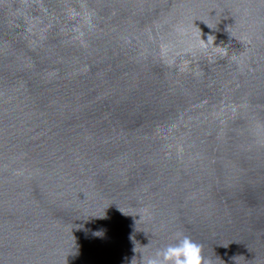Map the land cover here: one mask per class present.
Here are the masks:
<instances>
[{"label":"water","instance_id":"obj_1","mask_svg":"<svg viewBox=\"0 0 264 264\" xmlns=\"http://www.w3.org/2000/svg\"><path fill=\"white\" fill-rule=\"evenodd\" d=\"M177 234L264 264V0H0V264Z\"/></svg>","mask_w":264,"mask_h":264},{"label":"clouds","instance_id":"obj_2","mask_svg":"<svg viewBox=\"0 0 264 264\" xmlns=\"http://www.w3.org/2000/svg\"><path fill=\"white\" fill-rule=\"evenodd\" d=\"M213 42L214 36H209L207 42L201 38L200 46L206 50L207 45ZM141 259L142 264H210L204 255L203 246L183 234H177L173 243H169L163 248L157 249L154 254Z\"/></svg>","mask_w":264,"mask_h":264}]
</instances>
